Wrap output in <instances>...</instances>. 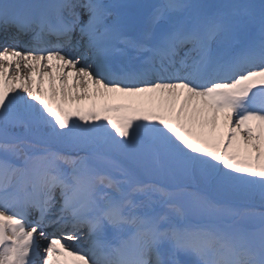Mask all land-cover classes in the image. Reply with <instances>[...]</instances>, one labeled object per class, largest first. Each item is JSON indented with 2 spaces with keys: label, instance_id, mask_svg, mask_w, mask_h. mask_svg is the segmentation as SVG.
Listing matches in <instances>:
<instances>
[{
  "label": "snow or ice",
  "instance_id": "1",
  "mask_svg": "<svg viewBox=\"0 0 264 264\" xmlns=\"http://www.w3.org/2000/svg\"><path fill=\"white\" fill-rule=\"evenodd\" d=\"M9 29L0 264H264V0H0Z\"/></svg>",
  "mask_w": 264,
  "mask_h": 264
}]
</instances>
